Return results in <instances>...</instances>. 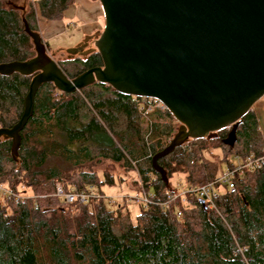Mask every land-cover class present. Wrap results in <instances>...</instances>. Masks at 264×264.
<instances>
[{
    "label": "trees",
    "instance_id": "16d2710c",
    "mask_svg": "<svg viewBox=\"0 0 264 264\" xmlns=\"http://www.w3.org/2000/svg\"><path fill=\"white\" fill-rule=\"evenodd\" d=\"M73 3L37 0L35 6L41 19L55 21ZM19 11L0 1V63L33 56ZM32 18L22 19L34 31ZM81 64L85 70L97 67L99 56ZM29 79L17 74L0 76L1 128H10L19 118ZM94 86L98 92L81 89L64 94L51 84L41 85L32 115L19 133L18 162L11 155L10 140L1 139L0 185L15 194L20 187L31 194L0 199V264H264V159L253 163L264 157V137L259 134L262 142H257L254 111L238 121L234 143L225 146L227 154L218 164L204 154L207 147H224L227 134L223 133L204 139L200 147L189 140L159 159L167 186L152 170L150 160L169 142L161 139L170 130L166 119L174 122L169 113L152 110L144 115L133 98L106 85ZM106 93L109 97H104ZM82 111L91 115L84 123ZM10 114L16 115V121ZM118 116L125 120L123 130H115ZM138 118L148 123L144 133L133 124ZM238 140L242 149L234 154ZM89 146L96 155H91ZM247 158L251 164L232 178L231 192L214 186L218 194L214 208L201 205L191 195L184 203L178 199L164 208L172 175L181 176L186 184L202 185ZM102 160L125 171L137 166L141 191L154 196L152 203L138 206L134 222H121L122 206L114 211L106 208L101 189L112 187L114 179L106 172L96 177L93 168ZM56 183L88 190L95 197L87 204L66 205L52 195ZM69 209L75 211L73 216ZM115 229L120 233L115 234Z\"/></svg>",
    "mask_w": 264,
    "mask_h": 264
},
{
    "label": "water",
    "instance_id": "95a60500",
    "mask_svg": "<svg viewBox=\"0 0 264 264\" xmlns=\"http://www.w3.org/2000/svg\"><path fill=\"white\" fill-rule=\"evenodd\" d=\"M103 27L54 58L85 59L96 51L100 66L68 78L46 52L39 34L21 17L33 56L0 63V76L29 77L21 113L10 128L0 127L18 162L20 131L32 115L39 87L51 84L70 94L94 84L127 97L162 104L177 130L154 154L151 168L168 186L157 161L187 140L208 139L236 123L264 96V0H97ZM203 205L202 201H199Z\"/></svg>",
    "mask_w": 264,
    "mask_h": 264
},
{
    "label": "rangeland",
    "instance_id": "374dc122",
    "mask_svg": "<svg viewBox=\"0 0 264 264\" xmlns=\"http://www.w3.org/2000/svg\"><path fill=\"white\" fill-rule=\"evenodd\" d=\"M0 1H3V2L5 1L7 3L9 2L11 5L16 6V11L20 10L19 16L22 18H24L25 15H29V16L33 15L32 21L30 20L29 23L35 29L34 31L39 34L42 42L45 44V39L50 37V39L48 40V44L47 45L45 44L46 52L49 56H52L50 49L52 51H56L60 47L64 48V49H71V48L75 47V44H77V42L81 38L80 33L77 31L83 26L82 20H78L77 22H75L73 27L67 28L68 26H66V28H64L65 29L64 33L57 35L61 26L58 25V23H56V22L61 21V23L64 25L65 24L64 22L66 20L62 21V18H60V20H55V21H45V20L41 19L37 13V9L35 6L37 0H0ZM92 1L94 2V0H92ZM84 8H86V7H84ZM84 8L82 10L83 13L86 12V11H84ZM80 9L81 8L79 5L78 10H80ZM90 10H92V9H90ZM69 12L66 15L69 16L70 15ZM96 12L98 14H101L98 9ZM93 15H94V13H93ZM87 17L85 14V17H83V18L90 19L91 15H88V13H87ZM98 21L99 22H98L97 30H98V27L101 28V26H102L101 17L98 19ZM54 22L56 23V25L54 24ZM85 30H86L85 33L90 34V35L92 32H94V31H92L93 28H91V27H89V28L87 27V28H85ZM98 31H101V30H98ZM30 50L32 51V49H30ZM53 60H54V62H57L58 64L61 65L60 66L61 70H63L69 78L74 77L75 75H77L79 72H81L83 70V66H82L81 62L79 61L80 60L79 57L75 59V62L74 61H66V58H54L53 57ZM84 89H85V92H98V89L94 85L89 86V87L84 88ZM104 97H109V94L106 93V95H104ZM262 98L255 103V105L253 106V110L251 109L249 112L254 111V110L258 111V108L264 112V108H263L264 105L262 103V102H264V99H263V101H261ZM81 115L84 116V118H81V122H83V123L86 122L87 119H89L91 117V115H89V114H84V111H82ZM9 118H13V120H15V121L17 119L15 114H10ZM170 118H171V120H173V118L171 116H170ZM263 123H264V121H263ZM133 124L137 128H140L141 132L144 133L145 129L147 128L148 123L146 122V120L138 118V120L134 121ZM164 124H165L166 128L168 125L170 130H166V132H165L166 135H162L161 139H162V141L167 142L175 134L178 124L175 121L169 122V119H166ZM238 124L239 123L237 122L236 125H238ZM125 125H126L125 120L123 118H121V116H118L117 121H116L115 126H114L115 130H123L125 128ZM230 129H231L230 127L223 128L222 130L216 132L215 134L210 135V138H215V136L217 134H221V133L226 135V134H228ZM261 129H262V126H261ZM261 134L264 135V132H262ZM255 136L257 138L258 143H260V141L262 142V139L259 136L258 132L255 133ZM203 140L204 139L193 140L192 142H196V144H197L196 146L200 147L199 144L202 143ZM207 140H209V139H207ZM188 141L189 140H187L186 142H188ZM223 145H224V147H220L219 149H211V147H207V150H206V153L204 154V156L208 160H212L216 164H218L219 163L218 159L222 158V154L223 155L227 154V152H226L227 147H225L226 146L225 144H223ZM258 145H260V144H257L256 146H258ZM88 148H89L92 156L97 154V151L94 147L89 146ZM241 149L242 148L240 145V141L238 140L236 142V144L233 145L232 152L234 154L239 153ZM112 166H113V164H111L109 161L102 160L100 163L95 164V167L93 168V171H94L96 177L100 178L102 176L103 172H106V174H110V176L114 179V183H113L112 187H103V189H101V193L103 194V198H104L103 202H104L106 208L109 210H112V211H114L118 207L122 206V208L120 209V214H121L120 219H121L122 223H126L128 221L134 222L135 217L138 213V206H139V204H137V202H135L134 198L136 195H139V192L142 190V188L140 187L139 182H138L139 181V176L137 173L138 168H137V166H134L135 169L131 168V170L125 171L124 169H122L121 167H119L117 165H114L113 167ZM180 180H182L181 176L172 175L171 178L169 179V186L172 187L175 184H179ZM30 194L31 193L27 189L25 190L24 188L22 189V187H20L18 189L17 195H19L22 198H28V196H30ZM49 195H51V194H49ZM3 201L4 200H1V202H3ZM74 212L75 211L73 209H69L68 214L70 216H73ZM114 233L119 234L120 230L115 229Z\"/></svg>",
    "mask_w": 264,
    "mask_h": 264
},
{
    "label": "built area",
    "instance_id": "2783aa9c",
    "mask_svg": "<svg viewBox=\"0 0 264 264\" xmlns=\"http://www.w3.org/2000/svg\"><path fill=\"white\" fill-rule=\"evenodd\" d=\"M133 98V101H137V108L139 112H142L144 115L152 112V110H157L161 113L167 111L165 107L160 104L157 100L149 98ZM264 157L257 158L253 163L263 161ZM250 158H247L246 162L235 166L231 169H226L221 172L220 176L214 181L208 182L202 185H191L186 184L184 180H180L179 184L172 186L167 193H165V201L162 203L164 208H167V204L180 200L182 203L185 202V197L188 195L193 196L198 201H202L203 204H206L209 208H214V201H216L218 194L215 193L214 186L220 188H228L231 192L233 190L232 178L240 174L241 169L249 167L251 164ZM23 189V188H22ZM53 197L60 199L66 205L73 204H87L89 200L95 195L90 191H76L72 187L64 188L61 184L56 183L53 188ZM17 199L19 196L13 192H10L8 189L0 185V199ZM22 198V197H20ZM135 202L139 205H147L153 202L154 196L140 191L139 195L135 196Z\"/></svg>",
    "mask_w": 264,
    "mask_h": 264
},
{
    "label": "crops",
    "instance_id": "0c3cea01",
    "mask_svg": "<svg viewBox=\"0 0 264 264\" xmlns=\"http://www.w3.org/2000/svg\"><path fill=\"white\" fill-rule=\"evenodd\" d=\"M96 0H94V2L92 1V0H74V3H73V5L70 7V9L66 12V13H64V15L62 16V21L63 20H66L64 23V25L61 23V21H59V22H56V23H58V25H60L61 26V28H60V30L58 31V33H57V35H59V34H61V33H64V31H65V29L64 28H66V26H68L67 28H69V27H73L74 26V23L75 22H77L78 20H82V23H83V26L77 31V32H79L80 33V35H81V38H80V40L82 39V38H85V37H88V36H90V34H86L85 33V28H89V27H91V28H93V30L92 31H98V30H102V27H103V17H102V12H101V8H100V5H99V3L96 1ZM79 5H80V10H78V7H79ZM78 6V7H77ZM84 7H86V8H84ZM83 8H84V11H86V12H84L85 14H86V17H87V13H88V15H91V18L90 19H85V18H83V17H85V14L83 13ZM90 9H92V10H90ZM97 9L100 11V13L101 14H98L96 11H97ZM70 11V12H69ZM69 12V16L68 15H66L67 13ZM93 13H94V15H93ZM101 17V19H102V26H101V28H99L98 27V30H97V26H98V19ZM64 18V19H63ZM88 18V17H87ZM56 23L54 22V24L56 25ZM96 26V27H95ZM55 35V34H54ZM50 39V37L49 38H47V39H45V44L47 45L48 44V40ZM79 40V41H80ZM78 41V42H79ZM78 42H77V44H78ZM44 44V45H45ZM77 44H75V46L77 45ZM263 99H264V97L262 98V100L261 101H263ZM263 103V105H264V102H262ZM264 108V107H263ZM252 110H253V108H252ZM254 113H255V115H256V118H257V121H258V132H259V134H260V136H262V137H264V135L263 134H261L262 132H264V123H263V121H264V112L261 110V109H259L258 108V111H256V110H254ZM261 126H262V129H261Z\"/></svg>",
    "mask_w": 264,
    "mask_h": 264
},
{
    "label": "flooded vegetation",
    "instance_id": "af4514ba",
    "mask_svg": "<svg viewBox=\"0 0 264 264\" xmlns=\"http://www.w3.org/2000/svg\"><path fill=\"white\" fill-rule=\"evenodd\" d=\"M89 37V36H88ZM93 55H97V53H96V51H93V52H90L89 53V55L85 58V59H82L81 57H79V61L82 63V62H85L89 57H91V56H93ZM52 59H53V57H52ZM66 61H74L75 62V59H67L66 58ZM56 64L60 67L61 65L60 64H58L57 62H56ZM101 64H99V65H96L97 67L98 66H100ZM60 69H61V67H60ZM63 71V70H62ZM83 71H85V68L83 67V70L81 71V72H83ZM64 72V71H63ZM65 73V72H64ZM65 75H66V73H65ZM78 75V74H77ZM67 76V75H66ZM76 76V75H75ZM68 77V76H67ZM69 78V77H68Z\"/></svg>",
    "mask_w": 264,
    "mask_h": 264
}]
</instances>
